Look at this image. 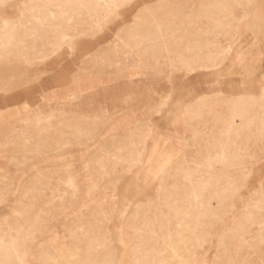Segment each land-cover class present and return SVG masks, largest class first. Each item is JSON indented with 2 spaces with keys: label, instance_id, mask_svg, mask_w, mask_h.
<instances>
[{
  "label": "rangeland",
  "instance_id": "374dc122",
  "mask_svg": "<svg viewBox=\"0 0 264 264\" xmlns=\"http://www.w3.org/2000/svg\"><path fill=\"white\" fill-rule=\"evenodd\" d=\"M0 264H264V0H0Z\"/></svg>",
  "mask_w": 264,
  "mask_h": 264
},
{
  "label": "bare ground",
  "instance_id": "6f19581e",
  "mask_svg": "<svg viewBox=\"0 0 264 264\" xmlns=\"http://www.w3.org/2000/svg\"><path fill=\"white\" fill-rule=\"evenodd\" d=\"M6 248V246H4ZM8 251V250H7Z\"/></svg>",
  "mask_w": 264,
  "mask_h": 264
}]
</instances>
